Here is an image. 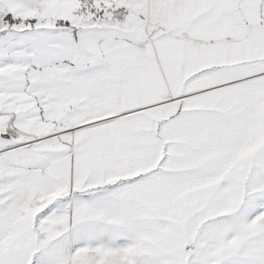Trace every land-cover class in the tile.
<instances>
[{"label": "snow or ice", "instance_id": "snow-or-ice-1", "mask_svg": "<svg viewBox=\"0 0 264 264\" xmlns=\"http://www.w3.org/2000/svg\"><path fill=\"white\" fill-rule=\"evenodd\" d=\"M0 264H264V0H0Z\"/></svg>", "mask_w": 264, "mask_h": 264}]
</instances>
